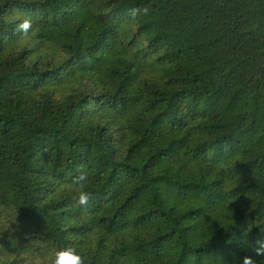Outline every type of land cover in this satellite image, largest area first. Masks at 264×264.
Segmentation results:
<instances>
[{"label":"trees","instance_id":"obj_1","mask_svg":"<svg viewBox=\"0 0 264 264\" xmlns=\"http://www.w3.org/2000/svg\"><path fill=\"white\" fill-rule=\"evenodd\" d=\"M70 238L87 264H264V0H0V264Z\"/></svg>","mask_w":264,"mask_h":264},{"label":"clouds","instance_id":"obj_2","mask_svg":"<svg viewBox=\"0 0 264 264\" xmlns=\"http://www.w3.org/2000/svg\"><path fill=\"white\" fill-rule=\"evenodd\" d=\"M149 7L133 8L130 10V16L136 18L138 15H148ZM17 30L21 33L22 38L29 35L33 30L32 21L24 17L22 14L17 16ZM87 173L81 171L76 177V182L72 188L73 198L82 208H87L92 198L91 192L86 190ZM255 256L264 257V239L257 240L253 245ZM36 264H87V257L84 254L78 241L70 238V242L60 246L50 248L43 257L39 258ZM241 264H258L253 256H244Z\"/></svg>","mask_w":264,"mask_h":264}]
</instances>
